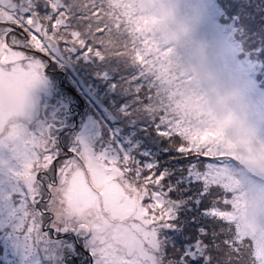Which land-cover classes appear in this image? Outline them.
<instances>
[{
    "label": "snow or ice",
    "instance_id": "snow-or-ice-1",
    "mask_svg": "<svg viewBox=\"0 0 264 264\" xmlns=\"http://www.w3.org/2000/svg\"><path fill=\"white\" fill-rule=\"evenodd\" d=\"M142 32L130 0H0V246L17 264H264V141L193 118ZM72 52L140 69L153 153L95 155L26 131L43 69Z\"/></svg>",
    "mask_w": 264,
    "mask_h": 264
},
{
    "label": "clouds",
    "instance_id": "clouds-1",
    "mask_svg": "<svg viewBox=\"0 0 264 264\" xmlns=\"http://www.w3.org/2000/svg\"><path fill=\"white\" fill-rule=\"evenodd\" d=\"M130 11L140 35L168 53L164 89L185 102L193 118L234 142L264 141V106L249 95L227 43L206 31L199 0H130Z\"/></svg>",
    "mask_w": 264,
    "mask_h": 264
},
{
    "label": "trees",
    "instance_id": "trees-1",
    "mask_svg": "<svg viewBox=\"0 0 264 264\" xmlns=\"http://www.w3.org/2000/svg\"><path fill=\"white\" fill-rule=\"evenodd\" d=\"M199 3L206 31L221 37L227 43L242 82L246 88H254L253 99L264 106V80L261 76L264 69V0H199ZM70 56L73 59L83 57L78 52H72ZM68 62H70L69 57L64 61L62 59L54 61L53 67L57 69L58 66L61 70H64L69 81L74 84L78 78L72 79L70 73L65 71V67L61 66V64L68 65ZM93 65L92 58H83L81 66L83 74L79 79L83 84L90 87L91 91L101 100L109 99L101 104L103 109L97 110L96 115L102 127L108 129V135H114V138L107 141L105 146H100L95 151V155H107L115 158L127 156L130 159L137 160L146 158V156L142 157L141 154L153 153V150L158 148V143L156 142L155 127L146 112L147 105L144 102V96L141 95L142 103L140 105L134 104L131 99H126L125 102L113 100L115 94L114 90L111 92L114 86L113 77L103 65L99 64L94 68V74L84 71L85 68ZM139 71L140 69L133 65L134 77L139 74ZM142 83L143 79L139 81L140 90L146 87L147 82L144 86H141ZM81 89L79 87L76 92L86 99L88 96ZM69 95L71 96L70 93ZM109 107H112L114 111L121 112L122 117L128 116L131 112L137 114L141 110L140 122L142 126H138L132 118H129L131 119L129 122L125 120L127 123L122 119L120 121L115 118L107 119L105 112ZM73 116L74 120L80 118L78 114H73ZM77 119L76 122H78ZM57 122L58 124L61 123L60 120ZM32 125L33 127L36 126L35 121L32 122ZM58 127H62V124ZM27 128H30L28 120ZM38 135L43 139V135L34 133V136L37 137ZM144 137L149 138L148 141L140 139ZM140 145L144 149L139 151L140 157L138 158L136 153ZM59 146L66 148L64 144L63 146L59 144ZM154 154L159 155L158 152ZM0 261L1 264H17V257L10 249L0 246Z\"/></svg>",
    "mask_w": 264,
    "mask_h": 264
},
{
    "label": "rangeland",
    "instance_id": "rangeland-1",
    "mask_svg": "<svg viewBox=\"0 0 264 264\" xmlns=\"http://www.w3.org/2000/svg\"><path fill=\"white\" fill-rule=\"evenodd\" d=\"M68 57L70 61L68 62V65L61 64V66L65 67V71L70 73L72 79L78 78V80L72 84L68 79V75L64 73V70H61L58 66L57 69H54L53 63L49 68L51 73H46L45 70L48 67V65H46L42 73L43 82L39 83L30 92V108L25 117L24 126L30 135H34V133L41 134L43 135L44 140H52L57 146H59V144L63 146L64 144L66 146L64 149H82L86 147L95 154V151L100 146H105L107 141L114 138V135H108V129L102 127L101 122L96 115L97 110L100 111L99 109H103L101 104L109 99L105 98L101 100L93 91H91L90 87L80 81L79 78L83 74L81 66L84 57L75 59L70 55ZM64 60H67V58H62V61ZM92 61L94 62V65L85 68L84 71L89 74H94L93 70L96 65H103L113 77L112 81L114 86L111 91L113 92L114 90L115 92L112 98L113 100L116 99L120 100V102H125L126 99H131L136 105L142 103L141 95L137 94L138 90H140L139 81L142 78H139V74L134 77L133 64L128 58L109 56L102 61L92 58ZM54 71L57 72V75L55 76H53ZM261 76L264 80V69L263 72H261ZM58 79H61L62 87L59 86ZM144 84L145 81H143L141 86H144ZM64 86L75 91L83 101L84 107L81 110L80 118H76L78 120L77 124L76 119L74 120V113L71 112V109L73 104H79V102L74 96L69 95V93H72L66 91L65 88H63ZM79 87H81L83 93L88 96L86 99L82 98L81 95L76 92ZM247 90L253 99V93L255 92L254 88L248 87ZM105 114L109 120L115 118L118 121L122 119V121L127 120L129 122L131 121L129 118H132L133 122H136L138 126H142L140 122L141 110H139L137 114L131 112L128 116L125 115L122 117L121 112L114 111L112 107H109ZM27 120L29 121L30 128H27ZM58 120H60L61 123L58 124ZM33 121H35L36 124L34 127L32 125ZM127 121L125 122L127 123ZM60 124H62V127H58ZM37 138L42 139L39 135ZM140 139L148 141L149 138L144 137ZM143 149L142 145L138 146L136 153L138 158L140 157L139 151Z\"/></svg>",
    "mask_w": 264,
    "mask_h": 264
},
{
    "label": "flooded vegetation",
    "instance_id": "flooded-vegetation-1",
    "mask_svg": "<svg viewBox=\"0 0 264 264\" xmlns=\"http://www.w3.org/2000/svg\"><path fill=\"white\" fill-rule=\"evenodd\" d=\"M51 72L50 70H48V73ZM62 87V86H61ZM64 88V87H63ZM66 89V88H65ZM67 91H69L68 89H66ZM70 92V91H69ZM75 94V93H74ZM76 95V94H75ZM79 104H73L71 112H73L75 115L78 114V116H80L81 110L84 107V104L80 101V99H78ZM79 111V112H78ZM78 112V113H77Z\"/></svg>",
    "mask_w": 264,
    "mask_h": 264
},
{
    "label": "water",
    "instance_id": "water-1",
    "mask_svg": "<svg viewBox=\"0 0 264 264\" xmlns=\"http://www.w3.org/2000/svg\"><path fill=\"white\" fill-rule=\"evenodd\" d=\"M51 65V64H50ZM76 124H77V122H76Z\"/></svg>",
    "mask_w": 264,
    "mask_h": 264
}]
</instances>
